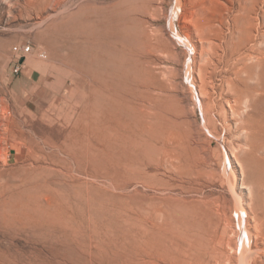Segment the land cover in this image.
Segmentation results:
<instances>
[{
	"label": "bare ground",
	"instance_id": "6f19581e",
	"mask_svg": "<svg viewBox=\"0 0 264 264\" xmlns=\"http://www.w3.org/2000/svg\"><path fill=\"white\" fill-rule=\"evenodd\" d=\"M184 1L182 4V0H175L172 15L177 19L184 17L181 32L174 20L169 25L173 38L185 37L182 46L188 64H183V73L159 60L180 62L171 37L166 38L164 31L144 20V17L162 16L165 0H118L115 4L118 8L109 17H68L52 27L60 32L62 25L68 24L67 34L76 39L75 47L62 60L76 73L70 111L63 115L61 128L49 130L55 148L50 158L67 172V180L57 174V181L68 192L54 194L53 201L57 204L52 211L46 210L35 219L36 223L47 224L55 234L56 261L51 260L54 264L205 262L212 251L208 244L212 240L210 228L215 226L208 208L166 198L130 215L124 201L141 208V203L151 198L138 192L120 193L130 188L131 181L140 182L151 164L176 159L181 167L193 170L205 134L222 135L234 128L239 153L232 155L233 159L238 166L239 159L243 161L253 172L254 183L264 187V17L249 16L255 0H245L240 14L225 21L215 18L218 0ZM225 1L221 8L229 12L227 3L232 5V0ZM180 76L190 86L191 105L185 102L188 98L185 87L177 82ZM196 107L203 113L199 128L191 119ZM228 115L235 122L232 128L227 124ZM259 190L252 196L256 198L254 208L261 210L264 192ZM135 196L139 198L134 199ZM69 199L87 210L111 212L115 222L96 223L97 226L86 221L81 225L68 224L65 211ZM14 210L9 211L13 215L19 212ZM18 214L13 218L21 217ZM4 217H0L1 228L7 224ZM97 219L98 216L94 221ZM13 237L10 239L17 235ZM251 238L248 234V245ZM253 238L249 253L254 257L262 252L256 234Z\"/></svg>",
	"mask_w": 264,
	"mask_h": 264
},
{
	"label": "rangeland",
	"instance_id": "374dc122",
	"mask_svg": "<svg viewBox=\"0 0 264 264\" xmlns=\"http://www.w3.org/2000/svg\"><path fill=\"white\" fill-rule=\"evenodd\" d=\"M40 1L47 3L39 5L36 0H0V198L2 199V201L0 199V203L3 202L0 204V208H2L0 213H4V215L0 214V217L5 216L4 220L7 221L6 226L2 227L4 229L0 225V230H3L0 231V239L2 238L0 252L6 253L5 256L2 252L0 253V264H49L51 260L56 261L53 255L55 234L50 231L47 224L36 223L35 219L38 214L40 215L46 210L52 211L54 205L57 204L53 201L54 194L64 195L68 192L60 185L57 178V174H59L64 180H67L66 170L50 158L55 148L50 139L49 130L52 127L61 128L63 115L70 111L76 73L64 65L62 60L75 47L76 39L71 38L69 33L67 34L68 24L62 25L64 28H61L63 31L60 32L52 27L70 17H109L108 15L118 8L116 6L118 0ZM218 2L216 10L218 15L215 18L223 21L227 17L238 16L241 12L240 8L245 4V0H232V5L227 3L230 8L229 12H225L221 5L226 4V1L218 0ZM254 3L251 4L249 16L264 17V0H255ZM182 4H185L184 0H182ZM108 7H112V9ZM162 7L164 10L162 16L159 14L153 18L144 17V20L153 28L164 31L166 38L171 37L170 42L175 46L180 62L176 64L175 61L171 62L162 58L159 60L179 72H184L183 64H188V56L184 51L185 37L182 35L180 38H173V35L169 34V25L172 20L176 22L177 30L181 32V27H184L185 24L184 17H179V19L172 17L175 0H165ZM63 8L69 10L66 11ZM224 31L226 32L225 28ZM174 35L176 34L174 33ZM24 43L31 45L32 53L27 57L22 72L13 76L11 75L12 47ZM182 44L184 45L182 46ZM40 50L45 53L42 58L37 55ZM177 82L185 87V95H188L185 102L191 105L188 82L183 80V76H180ZM200 112H202L201 108L196 107L195 116L191 117L198 128L203 123V113ZM228 116L230 118V115ZM227 124L232 128L235 122L230 118ZM233 132L235 133L232 134ZM236 134L237 131L234 128L222 135L216 134L211 137L205 134L204 143L201 145L203 148L200 150L193 170L188 171L181 167L176 159H171L165 164H151L140 182L131 181L130 188L120 192L122 195L138 192L142 196L151 198L145 199L141 203V208H135L128 201H124V205L131 211L128 213L130 215H135L145 206L166 198L181 199L208 208L215 221L214 228H210L212 240L208 242L212 251L206 256L205 262L192 264H247L249 262L250 264H260L261 260H264V255H262L264 251H261L264 250L262 232L264 231V202L260 203L263 200H259L262 205L261 210H258L254 208L253 203H256V198L252 196V193L258 192L259 189L264 192V187L255 184L253 172L243 161L239 159L240 166H238L233 159L232 155L235 156L239 153V150L236 149V144L239 142L234 138ZM12 154L15 156L13 157ZM21 171H24L23 174ZM2 181L4 182L2 183ZM112 192L117 193V191ZM135 198L139 197L135 196ZM4 199L7 200L6 203H4ZM66 201H68V209L65 211V216L68 224L92 223L94 225L95 223L97 226V224L107 225L108 221H111L110 224L115 222L111 212L107 211L105 214L100 213V209L81 208L77 206V201L74 199ZM14 202L18 203V206ZM48 202H51V205H48ZM2 204L5 206L3 207ZM14 206L18 208L14 210ZM3 208L6 210L4 211ZM8 209L14 210L15 213L19 211L20 214H18L19 212L17 214L21 216L19 217L21 219L18 216L16 219L13 218L17 214L13 215ZM106 215L109 218L106 219ZM97 216L99 219L96 221L99 222L94 221ZM9 220L16 222L10 224L12 222ZM260 227L262 231H257ZM14 233H16L15 236L17 235L16 238L11 236ZM248 234L252 235L251 243L254 241L253 235L255 237L256 234L257 239L255 238V240L262 252L254 257L249 253L253 247L251 243L247 244ZM4 236L7 237L4 238ZM12 237L15 239H10ZM52 261L51 264H54Z\"/></svg>",
	"mask_w": 264,
	"mask_h": 264
},
{
	"label": "built area",
	"instance_id": "2783aa9c",
	"mask_svg": "<svg viewBox=\"0 0 264 264\" xmlns=\"http://www.w3.org/2000/svg\"><path fill=\"white\" fill-rule=\"evenodd\" d=\"M11 75L17 76L25 68L27 57L32 53V47L29 43L15 45L12 47ZM37 55L42 58L45 56L43 51H38Z\"/></svg>",
	"mask_w": 264,
	"mask_h": 264
}]
</instances>
